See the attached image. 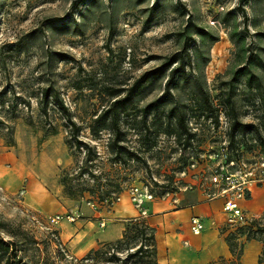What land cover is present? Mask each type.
<instances>
[{
  "label": "rangeland",
  "instance_id": "1",
  "mask_svg": "<svg viewBox=\"0 0 264 264\" xmlns=\"http://www.w3.org/2000/svg\"><path fill=\"white\" fill-rule=\"evenodd\" d=\"M77 1L0 0V233L16 243L19 264H123L122 260H126L124 264H155L150 255L127 257L124 246L110 248L96 259H84L88 252L73 255L65 245L70 234H64L60 225L91 219L95 212H109L118 198L133 204L135 187L143 191L147 187L158 198L182 192L188 180L183 170L193 160H198L196 169L200 170L207 165L204 157L209 152L228 146V121L220 114L215 127L210 118L200 117L189 87L180 81L168 104L158 114H148L150 131L145 133L148 128L140 122L139 109L162 95L165 80H159L136 90L129 115L123 118L125 143L136 158L126 164L112 163L107 133L95 139L87 126L109 101L107 89L125 92L143 71L161 62L157 56L170 55L185 45L190 50L199 45L198 38L187 40L178 34L189 15L194 23L219 36L206 45L209 61L200 66L211 97L218 101L222 82L230 78L228 71L234 62L233 46L220 18L232 11L242 29L238 0H179V4L177 0ZM245 8L246 45L264 60V0H248ZM197 71L194 65L186 67L188 75ZM47 85L58 91L71 118L81 125L80 139L95 147L97 155L88 163H94V176L85 169V150L76 151L66 143V121L53 100L47 116L40 112L37 99ZM238 89L241 119L257 122L263 111L259 101L250 99L243 84ZM175 102L185 105L187 125L194 137L189 148H182L184 136L178 140L163 133L173 125L165 111ZM51 127L55 133L46 135ZM238 151L253 166L263 156L257 147L252 151L240 147ZM258 168L255 171L259 172ZM66 173L74 196L67 195L60 182ZM41 192L46 198L43 206H36ZM51 200L61 206L59 212L45 207ZM248 216L261 219L264 213ZM226 229L230 228L226 225ZM112 253L119 259H110Z\"/></svg>",
  "mask_w": 264,
  "mask_h": 264
},
{
  "label": "trees",
  "instance_id": "2",
  "mask_svg": "<svg viewBox=\"0 0 264 264\" xmlns=\"http://www.w3.org/2000/svg\"><path fill=\"white\" fill-rule=\"evenodd\" d=\"M86 0H78L77 4L84 3ZM248 0H238L237 14L241 17L243 25L242 29L237 26L236 13L226 11L221 15L220 23L227 29L229 41L233 46L234 62L232 63L228 73L230 78L222 82L220 90V98L214 101L211 97L206 80L203 77L200 69L201 65H206L209 61V55L206 53L205 47L207 44L216 42L219 36L209 31L204 27L194 23L189 15V19L182 31H179L180 36H185L187 40L198 38L199 45L190 50L185 45L180 51H176L167 56H157L161 58V62L145 71H143L128 87L125 92L121 89H107L109 101L104 105L99 113L92 118L87 126L91 136L99 139L103 133H107L106 148L109 154L112 155L111 162L115 164H126L128 160L136 158L137 154L128 145H126V131L122 128L123 118L129 115V109L133 106L134 95L136 90L143 89L147 84H153L159 80L164 81V91L162 95L154 99L139 109L140 122L146 124L148 114L153 111L156 115L162 106L168 104L170 98L173 96V89L178 86L181 81L184 86L189 87L191 99L197 104L199 116L202 118H210L215 127L219 126L220 114H222L228 121V146L231 158L241 159L243 156L238 151L240 147H246L247 151H252L256 147L264 156V60L257 52L250 50L249 45H246L247 21L248 15L245 4ZM177 0V4H179ZM158 3V2H157ZM153 4L149 9V13L159 5ZM61 19H53L58 21ZM192 57L195 63L192 62ZM195 67L197 73L195 75H188L186 67ZM243 84L246 91L250 93V99L257 98L263 111L257 122L243 121L240 117L238 106L236 103V95L239 91L238 87ZM124 92V93H123ZM50 99L53 100L56 108L61 112L66 121L67 137L66 143L73 147L76 151L84 152L85 169L91 176L94 163L93 157L97 155L95 147L89 142L80 139L81 125L74 121L68 108L60 98L58 91L52 86L47 85L40 90V97L37 99L40 112L48 115V105ZM165 117L173 121L171 129L164 130L163 133L173 134L178 140L183 138L182 148H189L192 146L193 133L190 132L187 125V117L184 103L175 102L169 105L165 111ZM161 131L156 130V133ZM55 133V128L51 127L46 135ZM239 136V137H238ZM152 144L150 143L149 147ZM227 146V147H228ZM83 167H80L82 173ZM70 177L68 173L63 174L60 182L63 185L64 191L69 196H74L72 186H70ZM244 240H238L239 238ZM227 243L232 254V258L225 260H217L209 264H221L222 262H229L231 264L239 263L240 257L245 241L257 240L262 243V249L258 256L257 263L264 264V216L261 219H253L247 224L237 227L235 231L230 232L226 236ZM122 246L127 249V257H141L150 255L155 264L156 261V244L154 228L149 226L142 217H132L127 220L121 238L106 242L105 244L93 247L85 256L84 259H96L108 249H120ZM131 251H128L130 250ZM16 243L13 240L7 241L0 233V264H19L20 259L18 255ZM118 251V250H116ZM147 253V254H146ZM110 259L118 260L116 253H112ZM126 260H122L124 264Z\"/></svg>",
  "mask_w": 264,
  "mask_h": 264
},
{
  "label": "crops",
  "instance_id": "3",
  "mask_svg": "<svg viewBox=\"0 0 264 264\" xmlns=\"http://www.w3.org/2000/svg\"><path fill=\"white\" fill-rule=\"evenodd\" d=\"M39 198L34 205L43 206L45 193L41 192ZM44 204L54 213L61 210V206L54 200ZM222 205V198L206 200L204 193L197 188L145 202L147 213L143 218L154 228L157 263L209 264L221 259H231L226 236L232 231L226 229V215L222 211ZM240 207L247 215L258 216L264 213V182L253 188L250 196L240 202ZM138 216V211L130 200L118 198L109 212H95L91 219L60 226L64 234H70L65 243L69 252L83 255L99 243L121 238L127 220ZM192 216L199 217L204 224L199 234H193L190 230ZM249 250L251 256L244 261ZM260 251L259 241H245L240 257L241 264H256Z\"/></svg>",
  "mask_w": 264,
  "mask_h": 264
},
{
  "label": "built area",
  "instance_id": "4",
  "mask_svg": "<svg viewBox=\"0 0 264 264\" xmlns=\"http://www.w3.org/2000/svg\"><path fill=\"white\" fill-rule=\"evenodd\" d=\"M207 165L197 170L198 160H193L182 174H188L184 190L200 189L206 200L217 197L223 199L222 211L225 213L226 225L235 231L252 219L240 207V202L246 200L253 188L264 181V156L253 166L247 159L231 158L227 145L220 150L209 152L205 156ZM258 164L260 167L258 168ZM255 168L259 169L255 171ZM257 169V170H258ZM155 197L147 187L144 191L138 187L132 190L131 200L138 211L139 217L146 215L144 203ZM74 220V218H71ZM103 226V223H100ZM204 228L203 222L197 216L190 218V230L193 234H199Z\"/></svg>",
  "mask_w": 264,
  "mask_h": 264
},
{
  "label": "bare ground",
  "instance_id": "5",
  "mask_svg": "<svg viewBox=\"0 0 264 264\" xmlns=\"http://www.w3.org/2000/svg\"><path fill=\"white\" fill-rule=\"evenodd\" d=\"M251 254H250V251H247L246 252V255L244 256V261H246L248 258H250Z\"/></svg>",
  "mask_w": 264,
  "mask_h": 264
}]
</instances>
